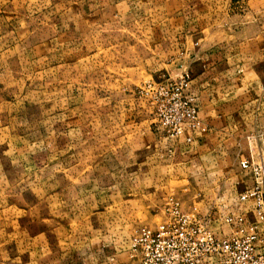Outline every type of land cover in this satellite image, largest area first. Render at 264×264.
<instances>
[{
    "label": "rangeland",
    "instance_id": "374dc122",
    "mask_svg": "<svg viewBox=\"0 0 264 264\" xmlns=\"http://www.w3.org/2000/svg\"><path fill=\"white\" fill-rule=\"evenodd\" d=\"M77 2L0 0V264H139L129 241L166 219L169 198H237L252 184L239 162L264 157L259 133L217 150L153 139L139 89L179 76V51L151 43L146 11L143 25L127 12L86 29Z\"/></svg>",
    "mask_w": 264,
    "mask_h": 264
},
{
    "label": "crops",
    "instance_id": "0c3cea01",
    "mask_svg": "<svg viewBox=\"0 0 264 264\" xmlns=\"http://www.w3.org/2000/svg\"><path fill=\"white\" fill-rule=\"evenodd\" d=\"M226 4L224 14L217 7L211 9L207 0L77 2L76 18L86 29L120 23L127 12H132L140 25L147 22V17L150 22L157 21L148 36L151 43L164 40L173 46V51H179L182 60L176 75L187 71L191 76L190 90L198 104L201 126L187 130L192 137L190 143L183 137L153 135V139L172 141L170 149L197 145L217 150V145L239 142L259 133V149L264 151V0H228ZM209 25H213L215 42L200 43L198 38L205 35ZM240 122L246 123L247 129ZM149 137L152 140V134ZM202 198L186 210L181 204V210L202 218L209 210H217L219 214H244L253 220L249 207L230 191L219 196L215 193L212 199ZM217 222L208 223L214 234L230 235V227L227 234L217 231ZM260 235L264 246V225H260Z\"/></svg>",
    "mask_w": 264,
    "mask_h": 264
},
{
    "label": "built area",
    "instance_id": "2783aa9c",
    "mask_svg": "<svg viewBox=\"0 0 264 264\" xmlns=\"http://www.w3.org/2000/svg\"><path fill=\"white\" fill-rule=\"evenodd\" d=\"M191 76L187 71L174 79L149 82L139 89L148 97L154 112V126L165 137L192 141L187 130L201 126L198 104L191 93ZM252 184L238 200L249 207L253 220L246 215L219 214L209 210L205 217L185 213L180 202L169 198L166 219L154 226L143 227L129 241L130 257L139 264H210L219 257L223 264H264L260 225H264V157L252 163L239 162ZM209 221H219L230 227L228 236L217 237Z\"/></svg>",
    "mask_w": 264,
    "mask_h": 264
}]
</instances>
